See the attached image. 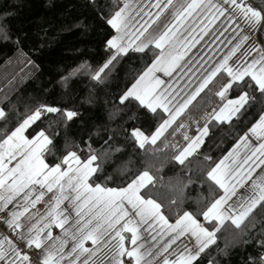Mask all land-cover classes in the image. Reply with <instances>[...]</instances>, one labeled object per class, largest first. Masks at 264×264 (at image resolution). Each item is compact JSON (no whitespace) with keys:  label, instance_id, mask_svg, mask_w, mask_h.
<instances>
[{"label":"snow or ice","instance_id":"1","mask_svg":"<svg viewBox=\"0 0 264 264\" xmlns=\"http://www.w3.org/2000/svg\"><path fill=\"white\" fill-rule=\"evenodd\" d=\"M86 7L105 11L99 0H88ZM152 7L158 11L154 15L144 12L149 21L141 25L142 30L131 32V5L127 0H113L104 19L115 35L104 40L103 62L95 68L81 64L61 75L58 83L68 89L74 77L86 74L91 81L105 84L123 60L151 53V62L137 70L130 84L115 96L118 111L135 108L130 120L144 109L156 122L150 132L133 127L126 139L134 147L147 151L148 146H156L158 150L157 141L166 132L178 135L183 143L171 145L170 159L184 165L217 132H230L246 121L231 151L206 169L203 182H210L209 188L215 186V195L196 211L180 209L173 222L164 213V205L152 196L155 177L148 170L129 177L124 166L112 161L114 153L121 151L113 147L114 132L107 134V148L100 150L93 147L92 133L79 143L65 135L61 146L59 130L66 132L80 119V112L54 102L39 103L0 136V224L10 233L0 234V264H200L204 257L208 264H216L210 249L219 232L234 226L243 234L257 216L264 217V175L252 178L257 168L264 173V3L183 0L177 7L173 0H155ZM169 9L171 22L153 36L148 29ZM235 13L255 38L240 34L236 43L228 41L232 46L217 58L223 32L217 35L210 25L226 14L229 21L235 20ZM12 35L6 17L0 16V40L19 45V37L12 41ZM205 37L210 39L205 41ZM201 41L208 52L189 55ZM158 73L177 85L185 83L178 90ZM185 88L189 90L184 92ZM202 93H211L213 99L210 110L205 108L197 118L192 108L204 99ZM253 109V119L246 120ZM186 113L191 122L187 125L182 118ZM7 119L0 108V120ZM45 120L47 126L42 127ZM192 124L196 127L190 135L185 129L190 130ZM28 129L31 132L26 135ZM47 156L55 157L52 163L46 162ZM204 159L211 161L207 154ZM180 199L182 203L186 196ZM41 202L45 210L33 212ZM53 229L60 233L54 236ZM145 233L153 243H145ZM249 240L253 238L241 242ZM69 242L71 249L65 252ZM88 242L91 247L85 246ZM253 242L260 254L249 257V264H264V232ZM25 249H33L35 259Z\"/></svg>","mask_w":264,"mask_h":264},{"label":"trees","instance_id":"2","mask_svg":"<svg viewBox=\"0 0 264 264\" xmlns=\"http://www.w3.org/2000/svg\"><path fill=\"white\" fill-rule=\"evenodd\" d=\"M251 1L256 6L264 3V0ZM87 2L88 0H0V16L7 19L13 34L12 41L17 36L21 40L19 45L0 40V108L8 116L7 121L0 120V136L39 103L54 102L76 108L81 117L71 123L66 132L59 130L60 145L63 146L65 135L79 143L81 138L87 140L89 133H92L93 147L100 150L107 148L104 139L109 132H114L113 147H118L121 151L114 153L112 161L124 166L129 177L148 170L155 177L152 196L164 205V213L174 222L180 209L196 211L211 201L215 195V186L209 188L210 182H203L206 181V169L212 161L218 162L234 145L238 134H243L246 121H241L230 132H217L184 165L170 159L174 151L171 145L183 143L178 135L169 136L166 132L157 141L158 150L156 146H148L147 151L134 147L133 141L126 139L133 127L150 132L156 122L144 109L136 112V118L130 120L129 116L135 108L118 111L115 96L119 89L130 84L137 70H142L151 62V53L145 57L132 54L131 59L123 60L105 84L91 81L86 74L74 77L68 89L58 83L61 75H66L69 70L81 64L95 68L98 63H102L105 54L104 40L109 34H114V30L104 19L113 0H99L105 9L104 13L86 7ZM201 95L204 99L200 100L198 97L200 103L192 108V114L197 118L205 108L210 110L213 99L211 93ZM255 111L253 109L246 120H252ZM182 118L186 125L191 123L187 113ZM47 123L45 120L42 127H46ZM195 127L192 124L190 130H185L191 135ZM97 131L99 135L95 134ZM29 132L31 129L27 130L26 135ZM204 154L209 155L211 161L205 160ZM54 159V156H47L46 162L52 163ZM190 180L192 183H189ZM182 194L186 199L181 203ZM173 199L177 201L176 205L170 203ZM261 232H264V217L261 216H257L243 234L234 226L226 227L217 234L216 243L210 249V257L216 264H249V257L260 254V249L253 240ZM249 236L253 240H249L248 244L241 242V239L248 240ZM200 264H208V257H204Z\"/></svg>","mask_w":264,"mask_h":264},{"label":"crops","instance_id":"3","mask_svg":"<svg viewBox=\"0 0 264 264\" xmlns=\"http://www.w3.org/2000/svg\"><path fill=\"white\" fill-rule=\"evenodd\" d=\"M127 2L131 5V11L129 13V15H130L129 30L131 32H136L137 29L142 30L141 25H145V22L149 21V16L144 15V12H149L152 15H154L158 11L157 8L152 7V5L155 3V0H127ZM182 2H183V0H173V3L177 7ZM244 2H250L253 6H256L251 0H244ZM141 9H143L144 11H140ZM234 15L236 16L235 20L229 21L227 18V14H226L225 16L217 19L215 21V23L210 25V29L215 31L217 35H219L220 32H223V35L219 36V40L223 41V43L220 44L219 49H217V52H216L217 58L222 56L224 53H226L229 50V48L232 46V44L237 42V38L240 34H249V35H252L253 38H255V34L239 18V13H235ZM171 20H172L171 9H169V10H166L165 13L161 15L159 20H157L155 23L151 24V27L148 29V31L150 33H152L153 36L158 35L161 31L164 30V27H163L164 24L166 22H171ZM199 22H200L199 19H197L196 23H199ZM203 22L208 23L207 19H205ZM187 23L191 24L192 23L191 19ZM225 29H227V31H225ZM183 33H184V29H181L180 34H183ZM147 34L148 33H146L145 35H147ZM180 34H178V35H180ZM113 35H115V30H114ZM209 39H210V37H205V41H207ZM229 40H232V44L228 43ZM205 41H201L200 44L196 45V47L192 49V51L189 53V55H192L193 53H197L198 55H204L205 53H207L208 48L205 46ZM218 43H219V41H218ZM213 47H215V45H213ZM237 55H240V53H237ZM252 55H255V54L253 53ZM252 55L247 57V59L249 61L251 60ZM157 75H160L161 78L164 79L165 81L173 82L174 86L177 87L178 90L185 83V81H180V83L177 85V84H175L174 80L170 79L169 77L163 76L162 73H158ZM188 90H189L188 88H185L184 92H187ZM184 92H181V95H184ZM252 143H256V141L253 140ZM232 147L228 150V152L231 151ZM193 154H195V153H193ZM241 154H243V150H242ZM262 167H264V166H262ZM261 175H264V173L261 172L260 168H257L256 171L253 173L252 178L258 179ZM241 191H243V190H241ZM44 199L47 200L48 197L45 196ZM45 208H46L45 203L41 202V203L37 204L36 209H32V211L35 212L38 209L40 212H43L45 210ZM59 233H60V229H53V235L54 236L58 235ZM0 234L10 235L8 229H6L3 226V224H0ZM127 235H130V234H127ZM144 237H145V243L146 244L153 243V241L151 240V237L148 236L147 233L144 234ZM186 243H187V241H186ZM193 243H194V241H193ZM85 246L91 247V243L88 242V243H86ZM70 249H71V242H69V244L65 247V252L70 251ZM173 258L174 257H170V259H173ZM125 259H127V257H125ZM81 260H83V257L81 258Z\"/></svg>","mask_w":264,"mask_h":264},{"label":"built area","instance_id":"4","mask_svg":"<svg viewBox=\"0 0 264 264\" xmlns=\"http://www.w3.org/2000/svg\"><path fill=\"white\" fill-rule=\"evenodd\" d=\"M0 217H2V214H0ZM25 251L30 253L32 255V258L35 259V252L33 249H25Z\"/></svg>","mask_w":264,"mask_h":264}]
</instances>
